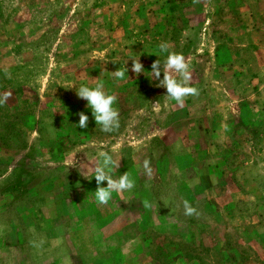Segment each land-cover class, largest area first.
Masks as SVG:
<instances>
[{"label":"rangeland","instance_id":"374dc122","mask_svg":"<svg viewBox=\"0 0 264 264\" xmlns=\"http://www.w3.org/2000/svg\"><path fill=\"white\" fill-rule=\"evenodd\" d=\"M246 1L0 0V193L4 186L13 190L6 204L0 203V264H51L47 247L52 238L26 227L18 213L24 200L26 206L38 205L34 198L25 199V187L66 171L65 165L76 159V164L87 163V151L95 156L100 149L132 148L139 140L143 145L148 133L162 129L158 117L164 114L166 89L157 87L150 73L158 58L163 63L168 52L182 53L191 76L214 69L205 86L220 88L218 94L244 91L248 74L233 79L235 63H240L218 59L216 53L228 58L229 50H243V43L226 38L228 31L238 38L227 24L231 18L240 20L232 8ZM249 4L252 20L264 21V0ZM161 44L167 51L160 50ZM138 58L145 68L140 75L131 71V59ZM119 68L125 72L122 78L112 73ZM97 83L117 98L120 124L111 132L95 125L73 86ZM81 111L89 115L86 129L77 126ZM247 126L237 134L254 143L251 169L232 173L225 178L230 188L218 190L235 204L229 216L225 208L230 204L222 203L219 209L199 205L189 215L203 214V219L191 222L201 236L177 239L188 264H264V165H259L260 156L264 162V127L260 121ZM234 159L248 158L240 152ZM4 229L10 230L6 236Z\"/></svg>","mask_w":264,"mask_h":264},{"label":"crops","instance_id":"0c3cea01","mask_svg":"<svg viewBox=\"0 0 264 264\" xmlns=\"http://www.w3.org/2000/svg\"><path fill=\"white\" fill-rule=\"evenodd\" d=\"M246 2L232 8L240 20L231 18L227 24L229 30H237L238 38L230 31L226 38L237 45L243 43V50H229L228 58L223 52L216 53L218 59L240 63H235L238 75L233 79L248 74L244 91L224 88L226 94H218L220 88L216 92L205 86L206 78L214 76V69H199V75L194 73L189 82L196 89L194 94L184 97L182 104L164 99V114L158 117L163 127L148 133L143 139L146 144L141 145L139 140L132 148L100 149L116 162L109 169L113 178L129 173L134 180L131 190L98 204L93 192L97 185L92 178L99 155L91 156L89 151L87 163L76 164V159L75 164L65 165L66 171L25 187V199L34 198L38 205L26 206L24 200L17 210L26 227H35L43 236L52 238V245L47 247L52 252L48 263L188 264L179 253L177 239L201 236L191 222L203 219V214L199 218L197 214L189 215H194L199 205L213 209L221 203L231 205L225 208L226 214H231L235 204L218 190L230 188L227 181L232 173H249V157L256 156L253 141L241 139L237 131L240 126L251 128L257 121L264 127V21L252 20L254 9L249 6L250 0ZM261 10L264 13V8ZM224 72L230 74V70ZM229 85L234 88L233 83ZM240 152L247 155V161L234 159ZM145 160L150 174L144 169ZM259 162L264 165L262 156ZM83 168L88 169V180ZM12 192L11 186H4L0 203L6 204ZM186 204L193 209L191 213L186 211ZM6 231L10 230H3L5 236Z\"/></svg>","mask_w":264,"mask_h":264},{"label":"clouds","instance_id":"9594fccd","mask_svg":"<svg viewBox=\"0 0 264 264\" xmlns=\"http://www.w3.org/2000/svg\"><path fill=\"white\" fill-rule=\"evenodd\" d=\"M160 50L162 52L167 51V45L161 44ZM131 61L132 72L137 75L145 73V68L139 58L131 59ZM126 71L128 74L129 70L127 67ZM112 73L116 78H122L125 75V72L120 70V68ZM150 73L152 76L151 80L158 82L156 86L166 89L165 96L177 104H182L184 97L196 92V89L189 84L191 73L182 53L168 52L163 63L158 58L153 62ZM161 74H163L162 78ZM73 86H76L77 97L87 102L86 108L90 110L91 117L96 126L103 132H111L119 127L120 116L118 109L115 107L117 98L115 95L107 93L102 83H97L94 86L88 84H74ZM78 116L77 126L81 129L88 128L89 115L85 111H81L78 113ZM101 147L103 148V145ZM98 155L99 161L93 169L94 174L92 178L95 179L97 185L96 190L93 191L94 200L98 204H106L112 199L113 195H120L124 191L131 190L134 187V180L128 172H124L117 178H113L109 169L114 168L116 162L107 151H100ZM144 169L150 174L151 169L147 160L144 161ZM82 171L84 172V177L87 179L88 169L83 168ZM185 208L188 213L193 211L187 204Z\"/></svg>","mask_w":264,"mask_h":264}]
</instances>
